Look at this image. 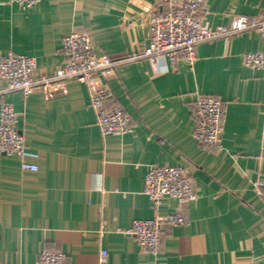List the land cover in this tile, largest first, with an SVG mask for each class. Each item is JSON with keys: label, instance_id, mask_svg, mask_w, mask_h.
Listing matches in <instances>:
<instances>
[{"label": "crops", "instance_id": "crops-1", "mask_svg": "<svg viewBox=\"0 0 264 264\" xmlns=\"http://www.w3.org/2000/svg\"><path fill=\"white\" fill-rule=\"evenodd\" d=\"M157 0H40L24 7L0 0V55L35 56L37 73L66 62L65 37L91 34L99 56L139 52L150 40ZM264 0H205L202 18L227 24L257 15ZM264 51L261 29L201 42L193 62L142 57L120 63L105 78L107 107L122 106L132 130L103 136L79 80L47 98L36 89L0 95L21 114L26 154L0 152V264H32L43 250L66 253L65 264H264V199L255 188L264 176V66L244 54ZM4 81L0 80V84ZM198 92L224 99L222 148L194 135ZM38 164L23 169L22 161ZM180 165L195 196L183 204L187 220L165 224L159 252L142 249L128 229L157 211L145 193L151 165ZM179 207L167 197L159 213Z\"/></svg>", "mask_w": 264, "mask_h": 264}, {"label": "built area", "instance_id": "built-area-1", "mask_svg": "<svg viewBox=\"0 0 264 264\" xmlns=\"http://www.w3.org/2000/svg\"><path fill=\"white\" fill-rule=\"evenodd\" d=\"M40 0H9L24 7H31ZM158 4L150 18V40L139 52L122 57L99 56L92 36L87 31L73 30L63 42L62 52L66 57L63 66L51 74L37 73L35 56L11 51L0 55V95L17 90L25 95L36 89L45 92L47 98L56 96V90L69 91L68 82L79 80L90 89V105L96 113V123L103 136L124 134L133 128L131 115L120 105L107 107L111 95L105 78L111 75L118 64L142 57L153 60L156 68L163 59L171 62L185 58L193 62L199 43L221 37L261 29L264 33V7L257 15L240 14L227 24L210 25L202 18L205 0H157ZM245 65L255 68L264 66V51H249L244 54ZM197 116L195 137L211 149L222 148L224 118L227 111L224 99L210 93L198 92L192 105ZM21 114L12 103L4 101L0 108V152L23 157L26 154L25 136L20 127ZM23 169L38 170L36 163L22 161ZM264 199V176L254 182ZM145 193L157 211L152 218L135 219L122 232L132 234L144 250L157 253L163 242L165 224L177 225L187 220L183 204L195 196L191 176L180 165H151L145 181ZM178 201L179 207L166 215L159 213L167 198ZM108 250L102 249L99 264H109ZM66 253L58 250H43L32 264H65Z\"/></svg>", "mask_w": 264, "mask_h": 264}]
</instances>
